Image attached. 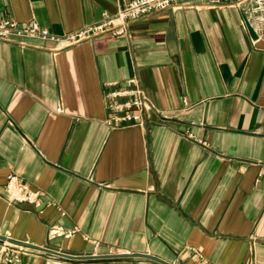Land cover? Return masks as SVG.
Instances as JSON below:
<instances>
[{
  "label": "crops",
  "instance_id": "1",
  "mask_svg": "<svg viewBox=\"0 0 264 264\" xmlns=\"http://www.w3.org/2000/svg\"><path fill=\"white\" fill-rule=\"evenodd\" d=\"M124 1L0 0V20L63 34ZM237 1L183 0L59 52L0 41V235L74 256L264 264V29ZM132 78L145 125L110 129L104 95ZM10 174L41 209L8 202ZM55 225L77 231L52 238ZM21 264L159 263L27 249Z\"/></svg>",
  "mask_w": 264,
  "mask_h": 264
},
{
  "label": "built area",
  "instance_id": "2",
  "mask_svg": "<svg viewBox=\"0 0 264 264\" xmlns=\"http://www.w3.org/2000/svg\"><path fill=\"white\" fill-rule=\"evenodd\" d=\"M218 2L219 0H212ZM238 6L244 13L256 20L257 26L264 29V0H238ZM185 8L183 0H127L117 6L114 14L104 12L95 24L84 26L79 30L54 34L37 22L21 25L10 19L0 20V41L14 42L22 47L28 46V40L52 42V52H59L85 42H93L104 37L117 38L124 36L128 25L144 16ZM114 87L104 95V107L107 114L105 125L110 129L132 126L143 127L150 104L136 79H128L121 86ZM9 203L29 204L36 209L44 205L42 194L33 190L15 174L7 177L4 187ZM76 229H67L55 225L50 230V237L68 239L76 233ZM27 249L14 247L8 243H0V264H21V258ZM198 259L202 256L195 252Z\"/></svg>",
  "mask_w": 264,
  "mask_h": 264
},
{
  "label": "water",
  "instance_id": "3",
  "mask_svg": "<svg viewBox=\"0 0 264 264\" xmlns=\"http://www.w3.org/2000/svg\"><path fill=\"white\" fill-rule=\"evenodd\" d=\"M0 242L1 243H8L14 247L24 248V249H31L35 251H39L45 254H49L51 256L64 259L67 261H88V260H109V259H125V258H145L157 262L159 264H170L165 262L157 257L148 255V254H117V255H106V256H74L69 255L66 253L58 252L49 248H44L41 246H36L33 244H29L26 242H20L8 238L6 236L0 235Z\"/></svg>",
  "mask_w": 264,
  "mask_h": 264
}]
</instances>
